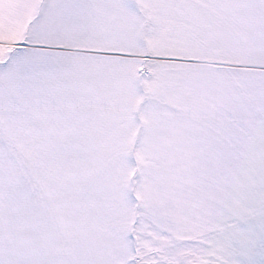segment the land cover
I'll return each mask as SVG.
<instances>
[{
    "label": "snow or ice",
    "instance_id": "1",
    "mask_svg": "<svg viewBox=\"0 0 264 264\" xmlns=\"http://www.w3.org/2000/svg\"><path fill=\"white\" fill-rule=\"evenodd\" d=\"M0 264H264V0H0Z\"/></svg>",
    "mask_w": 264,
    "mask_h": 264
}]
</instances>
